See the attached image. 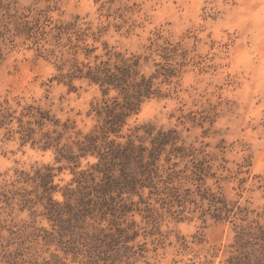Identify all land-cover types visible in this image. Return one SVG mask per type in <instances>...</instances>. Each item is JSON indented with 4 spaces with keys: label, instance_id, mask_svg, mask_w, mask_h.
<instances>
[{
    "label": "rangeland",
    "instance_id": "rangeland-1",
    "mask_svg": "<svg viewBox=\"0 0 264 264\" xmlns=\"http://www.w3.org/2000/svg\"><path fill=\"white\" fill-rule=\"evenodd\" d=\"M88 136L144 149L104 204ZM0 264H264V0H0Z\"/></svg>",
    "mask_w": 264,
    "mask_h": 264
},
{
    "label": "trees",
    "instance_id": "trees-1",
    "mask_svg": "<svg viewBox=\"0 0 264 264\" xmlns=\"http://www.w3.org/2000/svg\"><path fill=\"white\" fill-rule=\"evenodd\" d=\"M91 79L99 82L101 86H105L103 91L112 87L118 89L123 94V102L115 103L113 106H105L107 118L102 126L101 131L107 132V129L113 128V125L120 121L123 112H115V108L131 110L141 101V98L149 96L150 80L141 78L140 81H131L130 76L133 73V65L124 64L122 66H115L114 70L108 67L97 68L96 70H89ZM149 133V131H148ZM99 136L87 137L88 143H92V147L97 150L98 161L90 166L88 172H83L78 180V186L71 191V195L76 194L80 200L86 198L90 193H96V196L104 201L109 197L110 191L114 188L123 189L129 184L136 183L137 179L135 173L127 172L130 161H135L138 157V162L142 164V153L144 150L141 145H135L133 141L129 140L125 144H115L113 140L104 142L98 146L91 142ZM165 141L164 133L158 132L152 139V146H160ZM91 145V144H90ZM134 155L135 153H137ZM116 166H122V172L114 175ZM142 174V169L139 172ZM112 198V197H110Z\"/></svg>",
    "mask_w": 264,
    "mask_h": 264
}]
</instances>
